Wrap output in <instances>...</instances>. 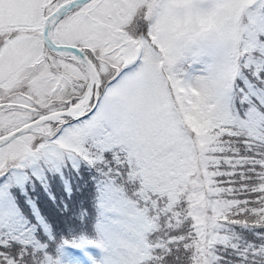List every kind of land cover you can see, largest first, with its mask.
<instances>
[{"label":"snow or ice","instance_id":"snow-or-ice-1","mask_svg":"<svg viewBox=\"0 0 264 264\" xmlns=\"http://www.w3.org/2000/svg\"><path fill=\"white\" fill-rule=\"evenodd\" d=\"M0 264H264V0H0Z\"/></svg>","mask_w":264,"mask_h":264}]
</instances>
